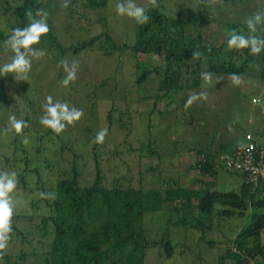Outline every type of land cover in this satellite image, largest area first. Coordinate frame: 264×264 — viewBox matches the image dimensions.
I'll list each match as a JSON object with an SVG mask.
<instances>
[{
    "label": "rangeland",
    "instance_id": "1",
    "mask_svg": "<svg viewBox=\"0 0 264 264\" xmlns=\"http://www.w3.org/2000/svg\"><path fill=\"white\" fill-rule=\"evenodd\" d=\"M38 2L40 9L47 13L49 32L56 42L51 43L47 33L41 36L38 44L32 46L42 50L44 55L32 58L27 79L17 81L15 73L0 75V169L9 173L27 170L28 186L34 188L32 194L15 190L12 196L23 213L49 212L44 201L34 207L32 205V202L40 199L42 193L40 187H37L38 173L35 170L37 168L41 178L49 184L46 187L54 184L61 170L69 168L67 159H74L73 153L66 150V147L62 152L64 143L81 156L79 161L83 179H93V141L88 139L102 128H109L107 112L114 105L122 110L126 109L124 115L114 113L115 118L123 116L125 128L121 129L118 122L115 123L106 137L104 148L117 145L126 137L128 141H134L138 145L137 154L145 155L142 161L146 173L141 184L145 188H156L164 178L169 180L174 176H179L183 187L196 189L201 186L198 182H193L194 179L206 178L193 168L199 155L188 148L212 147L220 151L221 142H226L231 147L244 143L246 132L256 134L258 140L264 143V80L258 78L255 66L248 67L241 76L211 74V80H204L198 89L171 92L169 98L158 101L157 109L154 110L155 101L152 97L160 71L156 66L163 63V52L139 53L136 57L128 47L107 55L98 49V44L79 53L57 46V42L69 46L106 30L117 44L133 45L136 39V21L126 15H117L116 12V4L123 0H109L106 7L92 10L83 7V0H67V7L63 6L64 0ZM135 3L145 9L149 6L147 0H135ZM161 4L173 16L201 17L205 42L218 45L228 37L232 24L245 23L246 19L256 13H264V0H163ZM83 14L85 18H82ZM10 17L12 18L3 16L0 29L6 32L10 30L6 23ZM99 19L105 20L107 27ZM11 20L13 23L16 21ZM260 24L264 28V22ZM114 42H106L107 47L112 49ZM13 55L5 43H0V66L10 63ZM61 61H67L69 66L74 61L78 63L76 79L67 87L62 84L67 73ZM139 63L142 68L145 67V71H142L146 73L145 77L137 73ZM108 77L107 85H98ZM192 95L198 98L185 108L187 99ZM48 96L53 97V102H67L70 108L82 110L83 116L74 125H67L63 132L56 134L40 123L44 115L42 106L47 102ZM11 115L24 120L27 125L18 140L32 159L28 166L16 160L7 164L5 160L6 157L16 159L26 155L21 148H16L15 131L7 130L8 117ZM25 137L27 144L23 143ZM146 154L153 158L146 157ZM120 157L121 154L118 159L110 153L104 154L101 167L106 173L107 182L112 181L115 170L127 172ZM62 158L59 163L57 160ZM130 160L134 183L138 184L140 175L135 164L139 158L133 155ZM159 160L165 175L161 176V171L157 170L155 177L147 170L155 168ZM215 181L216 189L220 191H238L243 178L235 170L222 167ZM46 194L48 199L53 198L51 190L48 189ZM196 202L194 199V206ZM182 215L183 213L169 210L168 207L145 214L148 238L159 241L157 247L147 250L145 264H217V256L224 251L227 243L223 247H211L209 240H233L245 225L239 216L220 219L217 216L210 227L194 230L177 221ZM199 215L196 207L188 212L189 218ZM33 223L34 219L28 215L18 223V227L33 230ZM36 240L33 241L34 245ZM167 240H171L175 247V254L169 259L165 258V252L158 250ZM7 249L12 252L28 250L20 242H8ZM15 260L20 264H37L40 261L32 257H13V261ZM0 264L10 263L0 259Z\"/></svg>",
    "mask_w": 264,
    "mask_h": 264
},
{
    "label": "trees",
    "instance_id": "2",
    "mask_svg": "<svg viewBox=\"0 0 264 264\" xmlns=\"http://www.w3.org/2000/svg\"><path fill=\"white\" fill-rule=\"evenodd\" d=\"M38 1L0 0V20L3 16H12L6 22L10 30L6 32L0 29V43H5L12 29L28 26L30 22L25 13L30 10L36 14L40 9ZM162 1L157 0L158 7L149 5L146 8V14L149 16L146 24L136 22V39L131 46L114 42L108 30L104 33L93 34L90 38L69 46H63L57 42V46H61L66 51L79 53L98 44V49L107 55H112L111 52L117 49L128 47L136 57L139 53L163 52V63L156 66L160 71L156 90L154 89L155 94L152 97L155 101L154 110L157 109L158 101L169 98L171 92L178 93L183 89L200 88L204 81L202 73L241 76L245 74L248 67L254 68L255 66L258 78L264 80V49L257 55H252L249 48L229 49L227 46L229 35L219 45L206 43L201 17L183 18L170 15L162 6ZM108 2L109 0H83L82 5L85 9L92 10L106 7ZM85 17L83 14L82 18ZM11 19L16 20L15 23ZM99 22L107 27L105 20L99 19ZM260 25L257 24L255 33H250L246 23H234L229 27V32L236 29L238 34L246 38L255 35L264 39V28ZM48 34L50 42H56L54 36L50 32ZM106 42L109 44L114 42L112 49L107 47ZM195 52L201 55L194 58ZM136 68L138 75L146 76V73L142 72L145 71V67L142 68L141 63L137 64ZM109 78H105L98 85H107ZM114 113L124 115L126 109L122 110L116 105L109 109L107 112V119L110 123L108 133L117 122L121 129L125 128V122L122 121L123 116L115 118ZM19 135L17 134L14 139L16 148H21L26 155L16 159L6 157L5 160L7 164L16 160L28 166L32 159L29 158L26 149L18 140ZM95 135L88 140L92 142ZM127 139L128 137L124 138L119 141L120 143L108 149L104 148L106 138L103 144L92 142L95 174L91 180L83 179V170L79 161L81 156L67 143L63 144L62 152L66 147V150L73 153L74 159H67L69 168L61 170L54 184L46 187L49 184L41 178L36 168L39 184L37 187H40L43 193H46L48 189L51 190L53 198L51 200L40 197L37 202H32V205L34 207L37 203L44 201L45 208L49 212L23 213L15 204L12 217L13 231L9 242L23 243L28 250L12 252L6 248L0 259L10 264H20L18 260L13 261V257L25 259L32 257L40 260L37 264H145L147 250L159 245L158 240L148 238L144 221L145 214L168 207L169 210L183 213L177 221L194 230L210 227L217 216L219 219L239 216L245 225L233 240H209L211 247L219 245L223 247L227 243L224 251L217 256V264H264V182L259 185L247 183L246 175L236 171L243 178L238 191H220L215 186L220 168L230 170L226 161L221 158L226 153L232 152L235 145L231 147L228 143L221 142L220 151L212 147L188 148L195 150L199 155L193 168L206 177L193 180L194 183L198 182L201 185L196 189L183 187L179 176H174L169 180L164 178L156 188H145L141 185L146 173L142 161L145 155H138V145ZM260 144L264 145L261 142ZM105 153H110L117 159L121 154V162L127 168L125 173H121L120 169L115 170L112 181L109 182L101 167ZM133 155L139 158L135 164L140 175L138 184L134 183L133 166L129 164ZM146 155V157L153 158ZM202 155L205 156V161L201 160ZM61 160L63 158L57 161L61 163ZM159 162L155 168L147 170L151 171L155 177L157 170L161 171V176L165 175L161 162ZM26 171L24 169L16 172L17 187L15 190L32 194L34 188L28 186ZM0 172H2L1 169ZM13 194L14 192L11 193L12 196ZM194 199L197 201L196 206L193 203ZM194 207L198 209L200 215L189 218L188 212ZM28 215L34 219L33 230L18 227V223ZM34 240L37 241L35 245ZM158 250L161 253L165 252V258L168 259L175 254V247L171 240L165 241Z\"/></svg>",
    "mask_w": 264,
    "mask_h": 264
},
{
    "label": "clouds",
    "instance_id": "3",
    "mask_svg": "<svg viewBox=\"0 0 264 264\" xmlns=\"http://www.w3.org/2000/svg\"><path fill=\"white\" fill-rule=\"evenodd\" d=\"M148 4L153 7H158L157 0H147ZM64 7L68 6L67 0H64ZM117 15H126L134 19L138 24H146L149 21V16L146 14V9L143 6H138L135 0H123L116 4ZM25 15L28 17L30 23L24 28H14L10 36L5 41L6 47H9L14 55L11 57L10 63H5L0 66V75L8 73H15V79H27V73L31 70L32 58H40L44 55L42 50L34 49L32 46L40 42L42 35L49 32L47 24V13L38 9L35 16L29 10ZM37 17H39L37 19ZM264 22V13H256L253 17L245 20L250 33H255L257 24ZM227 46L229 49H243L249 48L252 55L259 54L264 49V39H260L255 35H250L247 38L244 35L238 34L236 29H232L229 33ZM201 55L199 52L193 54L194 58ZM66 77L63 79L62 84L67 87L70 82L76 79V71L78 68L77 62H72L69 66L67 61H61ZM205 81L211 80L210 73H202ZM236 78L234 77V80ZM239 83L238 80H236ZM203 95V93H201ZM196 95L190 96L186 103L185 108L197 99ZM44 108V115L40 119V123L46 128H50L56 134L63 132L67 125H74L83 116V111L74 107L70 108L67 102L59 100L53 102V97L48 96L47 102L42 106ZM66 122V123H65ZM9 128L7 130H14L16 134L22 133L26 122L17 119L15 115L8 117ZM108 130L102 128L99 130L93 142L96 144H103ZM23 143L27 144L28 140L25 137ZM17 187V174L15 172H0V258L4 255L8 242L12 234V217L16 201L13 199L11 193ZM41 197L47 198L48 194L40 193Z\"/></svg>",
    "mask_w": 264,
    "mask_h": 264
},
{
    "label": "built area",
    "instance_id": "4",
    "mask_svg": "<svg viewBox=\"0 0 264 264\" xmlns=\"http://www.w3.org/2000/svg\"><path fill=\"white\" fill-rule=\"evenodd\" d=\"M221 159L226 161L229 168L244 173L247 183L259 185L264 182V145L252 132L245 133V142L236 144L235 149ZM201 160L205 161L204 155Z\"/></svg>",
    "mask_w": 264,
    "mask_h": 264
},
{
    "label": "crops",
    "instance_id": "5",
    "mask_svg": "<svg viewBox=\"0 0 264 264\" xmlns=\"http://www.w3.org/2000/svg\"><path fill=\"white\" fill-rule=\"evenodd\" d=\"M261 130H262V128H261ZM254 134V133H253ZM255 136V135H254ZM256 137V136H255ZM256 139L258 140V137H256ZM259 141V140H258ZM260 142V141H259ZM264 144V143H263Z\"/></svg>",
    "mask_w": 264,
    "mask_h": 264
}]
</instances>
